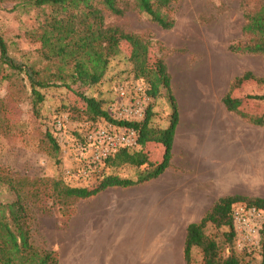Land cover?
<instances>
[{
  "label": "rangeland",
  "instance_id": "obj_1",
  "mask_svg": "<svg viewBox=\"0 0 264 264\" xmlns=\"http://www.w3.org/2000/svg\"><path fill=\"white\" fill-rule=\"evenodd\" d=\"M263 5L264 0H175L171 12L174 26L171 30H162L137 11H130L120 18L107 17L105 23L139 35L149 43L148 64L154 67L159 59L164 62L171 77V93L177 105L181 101L179 98L185 101L189 96L192 102L220 103V96L226 89V94L230 91L228 78L233 81L234 76L240 77L249 72L253 78L237 89L236 102L239 103H235V106L245 116L264 119V102L247 98L264 95V84L256 82L257 79H264V54L232 50L254 43L256 36L243 31L245 15L257 12ZM12 7L13 3H5L0 7V36L7 44L9 57L17 64L40 71V78L52 80L58 86L39 90L44 100L34 108L26 75L11 70L0 59V168L11 175L30 180L46 178L62 181L70 187L93 186L98 180L74 183L65 175V169L71 165L70 153L73 148L70 145L90 126L101 123L103 119L88 121L73 113V109L82 110L83 104L78 96L61 86L60 80H55L62 65L58 61L45 60L41 56L40 43L30 38L31 33L38 31L39 23L50 10L32 9L23 13L20 10L10 11ZM130 52V45L120 42L119 53L110 59L102 80L96 85L82 88L84 95L103 102L104 110L112 119L113 110L123 102L122 92L130 93L137 86L147 87L144 82L134 78L129 62ZM66 83H69L68 79ZM150 106L153 115L151 126L165 128L171 114L166 92L162 91L156 99H151L148 103ZM231 115L233 121L229 122V128L234 127L236 135L240 131L241 135L251 137L256 144L251 143V150L260 156L264 152V125H254L237 113ZM238 117H241V123ZM59 122L61 127L58 126ZM198 132L202 133L203 129L199 127ZM46 133L55 139L58 145L56 153L50 148ZM218 145L221 146L220 143ZM143 151L152 162L159 161L160 148L157 145L148 144ZM188 156L184 151L174 156L175 166L181 161L185 162ZM262 159L264 161V158H258L254 170L260 176L264 173ZM142 169L121 165L106 169L103 176L136 180ZM227 177L231 182L233 179L240 182L245 179L240 174L229 173ZM258 184L259 189H243L237 195L264 199V183ZM14 199L15 195L7 187H0L1 204ZM43 204L48 206L51 201H44ZM32 214L33 242L38 247L46 246L57 252L58 233L67 228L62 229L60 222L66 217L62 218V212L57 207L51 215L41 214L39 205L32 208ZM228 231V228L215 229L212 226L206 229V234H215L219 244L226 248L225 255L229 249L224 244L222 234ZM230 250L241 257L242 264H264L261 236L257 245L251 247L239 248L234 239ZM179 264L185 262L179 259ZM191 264H201L197 249L192 251Z\"/></svg>",
  "mask_w": 264,
  "mask_h": 264
},
{
  "label": "trees",
  "instance_id": "obj_2",
  "mask_svg": "<svg viewBox=\"0 0 264 264\" xmlns=\"http://www.w3.org/2000/svg\"><path fill=\"white\" fill-rule=\"evenodd\" d=\"M175 0H0V7L5 3H13L10 11L20 10L28 13L32 9H49L50 13L38 25V31L31 33L30 38L40 43L41 56L47 61H58L55 80L68 92L78 96L83 104L82 110L73 109V113L88 121L103 119L118 126H129L138 133L140 149L129 153L121 151L105 163V168L97 174L96 184L90 187H70L62 181L46 178L30 180L26 177L11 175L0 168V187L5 186L15 195L10 203H0V264H59L56 252L46 246L38 247L32 240L31 220L32 208L39 205L41 214L51 215L55 207L62 212L61 228L67 227L74 214L75 204L87 199L107 187H128L142 184L160 176L169 166L172 158V146L178 124L176 101L171 93V77L164 62L159 59L154 67L148 64L149 43L139 35L128 33L114 25H107V17L120 18L130 11L146 15L151 22L162 30H171L174 20L171 17ZM246 23L243 31L256 36L252 45L239 46L233 51L249 54H264V5L253 14L245 15ZM120 42L131 47L129 62L135 79L147 85L146 94L152 100L167 94L171 106V114L165 128L151 126V106L147 107L145 117L138 123L114 121L104 110L103 102L84 95L82 88L98 84L104 77L109 61L119 53ZM0 59L11 70L26 75L30 88L33 107L44 100L39 90L58 85L52 80L40 78V71L23 64H17L8 54L7 44L0 36ZM68 71V72H67ZM66 79L69 83H66ZM246 72L230 83V91L222 98L228 112L245 117L254 125H264V119L252 118L240 113L235 106L236 92L242 84L252 79ZM264 84V79H257ZM248 99L264 102V95H251ZM47 142L54 153L58 151L55 139L46 133ZM148 144L160 148L159 161L152 162L143 149ZM130 165L143 168L136 180L121 179L116 176H103L106 169ZM44 201H51L45 206ZM245 202L264 212V199L239 195L224 196L215 201L203 218L187 225L183 243V259L191 264L192 251L197 249L201 255V264H242L241 257L230 250L231 243L236 240L232 227V206L234 203ZM228 228L223 233L224 244L228 253L217 241L215 234H206V229ZM264 250V224L260 231ZM264 259V252H263Z\"/></svg>",
  "mask_w": 264,
  "mask_h": 264
},
{
  "label": "crops",
  "instance_id": "obj_3",
  "mask_svg": "<svg viewBox=\"0 0 264 264\" xmlns=\"http://www.w3.org/2000/svg\"><path fill=\"white\" fill-rule=\"evenodd\" d=\"M226 93L220 103L179 98L186 103L177 105L172 158L160 176L107 187L75 204L67 228L58 233L59 264H179L188 224L200 221L221 197L259 189L264 173L254 170L264 152L255 155L252 138L229 128L233 117L222 103ZM182 151L189 156L175 166L174 156ZM229 173L245 179L228 181Z\"/></svg>",
  "mask_w": 264,
  "mask_h": 264
},
{
  "label": "built area",
  "instance_id": "obj_4",
  "mask_svg": "<svg viewBox=\"0 0 264 264\" xmlns=\"http://www.w3.org/2000/svg\"><path fill=\"white\" fill-rule=\"evenodd\" d=\"M146 90L147 87L137 86L130 93L122 92L123 102L113 110V120L128 123L142 121L151 100ZM58 126H62L61 122ZM70 146L73 148L71 165L65 169V175L74 183L95 181L107 160L121 151L132 153L140 149L138 133L134 128L118 126L106 120L90 126ZM231 216L238 247L257 245L264 224V212L238 202L233 204Z\"/></svg>",
  "mask_w": 264,
  "mask_h": 264
}]
</instances>
